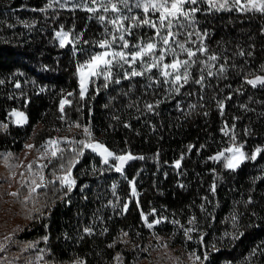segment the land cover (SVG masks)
<instances>
[{
	"label": "trees",
	"instance_id": "trees-1",
	"mask_svg": "<svg viewBox=\"0 0 264 264\" xmlns=\"http://www.w3.org/2000/svg\"><path fill=\"white\" fill-rule=\"evenodd\" d=\"M188 8L199 10L173 28L196 52L183 87L154 71L124 79L125 71L114 67L108 87L93 80L82 99L77 69L100 50V41L111 39L101 14L71 0L64 7L55 0H0V153H16L26 139L39 145L64 135L87 142L84 132L72 131L77 124L89 128L91 142L134 157L118 172L111 165L115 160L105 165L76 143L45 161L49 183L32 202L20 203L29 214L14 251L33 244L55 264H109L122 252L125 232L132 237L144 230L141 213L164 212L178 221L194 220L203 264H264V85L247 83L264 76V14L216 12L204 0ZM124 21L126 27L134 23ZM61 29L70 39L64 47L56 37ZM154 36L155 29L144 25L133 28L127 40L135 45ZM176 50L165 63L188 59ZM213 55L216 60L209 59ZM62 99L69 102L63 113ZM12 110L23 112L27 125L11 124ZM228 147L245 154L236 170L226 168L224 158L211 159ZM70 161L78 162L71 167L75 186L68 192L52 180L66 173Z\"/></svg>",
	"mask_w": 264,
	"mask_h": 264
},
{
	"label": "snow or ice",
	"instance_id": "snow-or-ice-1",
	"mask_svg": "<svg viewBox=\"0 0 264 264\" xmlns=\"http://www.w3.org/2000/svg\"><path fill=\"white\" fill-rule=\"evenodd\" d=\"M56 3H59L61 7L65 6V0H55ZM200 2V0H135L134 7L137 9H142L144 16L137 17L135 15L133 16H123L118 15L114 17L109 22L117 26L115 28V31L119 33V36H112V40L109 41L108 39H105L103 41L99 42V47L101 49H104V51L97 53L93 55L89 61L85 65H81L78 67L77 72L79 74L80 79V97L83 99L85 96V93L87 91V85L88 82L93 77H102L105 81L104 87H108V82L113 80V68L119 65L121 68L124 67V65H127L128 68H131L132 71L128 72L127 70L124 72V79H129L130 77H136L141 76L144 74V72H151L154 68H160L162 64V70L161 75L165 78L172 77L171 83L172 84H178L180 87H183V83H180L183 81L184 83L188 82L189 79V72L187 71V68L190 67V61L193 57L196 56V52L193 51L190 48L185 47V42H181L177 39V36L180 34L179 32H174L173 28L182 27V23L180 18L183 17L185 20L191 21L192 16L195 12H197L199 9L197 8H186V5H196ZM93 5L99 3L100 9L103 12H108L109 7L111 8V11L113 13H118L120 9L117 7L116 3H113L112 0H92ZM120 4H123L125 7H128L129 0H119ZM207 3L212 8L224 9L227 8L229 3H231L234 7H236L237 11H245V12H258L261 14H264V0H222L219 4H217V0H207ZM52 5L50 4L49 7ZM90 12H97L98 9L96 7H89L87 9ZM129 11H131V7H129ZM158 14V16L156 15ZM155 17V19H153ZM100 21H105V16L100 15L98 17ZM124 20H130L134 23L131 24L130 27H126L122 22ZM147 25L150 28L155 29V36L151 38L148 42H141L137 43L135 45H130L129 41L125 39V33L128 35L132 34V29L136 27H141ZM57 35L61 36L60 46L64 47L65 37L67 34H60ZM193 35L192 32L188 33V36L191 37ZM120 42L118 47L120 49H129V51H123V50H116L117 42ZM158 43L162 45V47L158 48ZM175 45L178 47L182 52L187 54L188 59L181 60L174 58L171 63H163L165 60L166 55L172 54L174 57L177 55L175 52V49L172 47V45ZM111 45V47H110ZM131 48H135V51H132ZM201 53L205 52L206 49L201 47L199 49ZM146 58H151V62L149 63ZM209 59L216 60V56H210ZM139 63L143 71L137 70L134 65ZM181 69H184L181 71ZM171 70V71H169ZM223 71V69H221ZM211 75V73H210ZM203 80V77L199 80H196V83H201ZM115 83L119 84L120 80L115 79ZM169 81L165 79V83H168ZM248 84H250L252 87H256L257 84L264 85V77L257 76L254 80H248ZM17 87H19V84H17ZM176 91H179V88L176 89ZM68 103L66 100L62 99L60 101V111L61 113L64 112V106ZM149 110L152 109V105H147ZM223 105L221 104V108ZM12 115L17 116L18 123L24 122L26 123V119L24 118L23 113L14 112ZM76 127H80L79 125H75ZM127 127V125H125ZM84 133L88 137V141L80 140H67L65 139V143L69 144H76L79 143L82 145L83 149H91L92 152L96 153L97 155L102 157V163L105 165L109 164V157H113V153L110 152L103 144L99 142H91V132L88 127H84ZM227 134V133H225ZM234 139V137H233ZM61 143L58 139H48L40 146V149H37L38 152H40V156L38 159L43 158V156L47 155L49 152L51 153L52 157H56L57 153L60 150L59 144ZM27 149H32L35 147V145H25ZM191 149V146H189ZM41 149L43 151H41ZM73 151L76 153L77 156H82L83 151L73 149ZM261 149H257L256 152L252 154V159H255L256 154L259 153ZM225 152L233 153L232 156L226 157L224 166L226 168L235 170L237 167H239V164L242 162V160L245 158L244 154L239 152V149H232L227 148L224 150V152L218 153L216 156L211 157L212 160L217 161L220 160L221 157L224 156ZM239 153V155H237ZM11 155V154H9ZM116 160L120 161L121 164L129 159H134L132 156H115ZM142 159V157H141ZM5 160L7 161V157H5ZM78 161H70L69 167L66 171V174L63 177H59L60 183L62 186L67 187V191L71 192L73 186L75 185V181L70 179L71 176V167L74 166V163ZM34 163V162H33ZM179 166V162H177V167ZM44 165H38V169H42ZM63 168V165L61 166ZM111 167V166H110ZM29 172H33V164H29L27 166ZM116 171H121L120 165L116 166ZM24 173H21V176H23ZM33 179H31L29 184V195L36 193L37 189L45 187L48 181L45 180V177L40 174L39 171L33 172ZM38 177V179H37ZM23 187V185H22ZM115 187V185L113 186ZM213 191H215V185H213ZM133 194H135V190L133 189ZM12 196H18V193L13 192L10 193ZM124 208L127 209V204L124 205ZM142 219L145 220L147 223V227L149 229H152L155 224L161 223V220L157 219L154 222H148L147 216L144 213H141ZM235 219V218H234ZM189 223H193L192 220L189 221ZM193 228H188L185 230V236L191 239L190 233L193 231ZM86 232H89L90 229H85ZM123 235L127 236L128 233H124ZM31 246V245H30ZM112 245H110L111 247ZM166 246V245H165ZM3 250V246H0V251ZM191 256L195 257V260H200V257L196 255L195 253H192ZM191 258V257H190ZM207 257H205L206 259ZM120 257L117 256V260H119ZM31 264V262H30Z\"/></svg>",
	"mask_w": 264,
	"mask_h": 264
},
{
	"label": "rangeland",
	"instance_id": "rangeland-1",
	"mask_svg": "<svg viewBox=\"0 0 264 264\" xmlns=\"http://www.w3.org/2000/svg\"><path fill=\"white\" fill-rule=\"evenodd\" d=\"M71 1H73L74 3L78 5L83 6L86 10L89 7H96L98 11L95 13H100L101 15L105 16L106 19L105 21H103L107 25V28L105 29V31L111 34V39L110 38L108 39L109 41L112 40L113 35L119 36V33L115 31V28L117 26L112 25L109 22L110 20H112L114 17L118 15L133 16L132 14H135V12L137 11L143 12L142 9H137L133 6L135 0H129L128 7H125L123 4H120L119 0H112V2L116 3L117 7L120 9L118 13H113L110 7H109L108 12H103L102 10H99L100 9L99 3L93 5L92 0H85V3H84V0H71ZM204 1L207 2V0H204ZM105 2H107V0H105ZM220 2H222V0H217V4H219ZM190 5L191 4L186 5L185 7L188 8ZM129 7H131V11H129ZM211 9L216 12L237 11L236 7H234L231 3H229L228 7L224 9L217 10V8H212V7ZM238 12H245V11H238ZM156 15L158 16V14ZM153 19H155V17H153ZM122 23H125V21H123ZM58 33L67 34V36L64 38L65 39L64 46H67L70 43V39H69L67 31L61 29L56 33L58 43L60 44L61 36L57 35ZM129 36L130 35L126 33L125 39L127 40ZM119 43L120 42L118 41L116 50L129 51V49H120L118 47ZM129 44L132 45L130 42ZM159 47H162V45L158 43V48ZM172 47L175 49V52L177 54L176 46L173 44ZM131 50L135 51L136 49L131 48ZM102 51H104V49L100 48V50L95 52L93 55L100 53ZM171 55L172 54H168L166 55V57L171 56ZM146 59L148 60L149 63L151 62V58H146ZM165 61L166 59L163 61V63H165ZM134 67L136 69H141L140 71H143V68L139 63L134 65ZM116 68H118L119 70H123V71H126V70L132 71V69L128 68L127 65H124L123 68L117 65ZM161 70H162V64L160 68H154L152 71H154L156 74L157 73L161 74ZM167 79H171V77H167ZM93 80L95 81L103 80V78L93 77L88 82L87 91L85 93V96L87 95L88 89L90 88V84L92 83ZM78 81H79V88H80L79 74H78ZM68 103H66L65 105H68ZM14 112L23 113L18 110H12L11 113L9 114L10 123L15 126H19V127H23L27 125L28 123L27 116L23 113L24 118L26 119V123L24 122L18 123L17 121L19 118L17 116L12 115V113ZM75 125L71 126L72 131L84 132L83 127L81 126L76 127ZM49 139L60 140L61 143L59 144V148L61 151L71 150L70 148L71 144L65 143L64 141L65 139L70 141L72 140V138L63 135V136H57V137H53ZM97 142L105 146V144L102 141H97ZM29 144L35 145V147L32 149H27L25 145H29ZM42 144L44 143L36 145L33 139H26L21 144L20 150L17 152L15 151L16 153L9 152V151H3L2 153H0V246H3V250L0 251V264H30V262L31 264H55L50 261H47L44 257V254L41 253L42 252L41 250L33 249L34 247L33 244H30L31 246L20 244L17 252L13 250V246L14 244H16L15 237L16 235L18 236L20 234L22 228L24 227L26 223L27 216L29 214V211L25 208H22L20 203H29L37 198L34 195L35 193L32 194L31 196L29 195L28 182H30L31 179L34 178L33 172L39 171L40 174L44 176L43 168L38 169L37 166L44 165L45 161L55 158V157H52L51 153L49 152L47 155L43 156V158L38 159L41 153L38 152L37 149H40V146ZM228 148H231V147H228ZM232 149L235 150L239 148H232ZM16 150L18 149L16 148ZM41 151L43 150L41 149ZM109 151L112 152L111 150ZM239 152L243 153L240 149H239ZM112 153H113V157H109V164L112 163V160H115L116 163L114 165L113 164L111 165L116 170L118 160H116L114 157L121 156V155H117L114 152ZM232 155L233 153L225 152L221 160H223V158L225 159L226 157H230ZM237 155H239V153H237ZM5 157H7V161L5 160ZM99 157L102 159L101 156ZM244 157H245V154H244ZM245 160L246 158L242 160V162L239 164V167L245 162ZM29 164H33V172L28 171L27 166ZM175 165L177 166V162ZM239 167H237L236 169H238ZM120 172H123V171H120ZM21 173H24V175L21 176ZM65 174L66 173L58 174V176L52 181L60 182L58 178L63 177ZM70 179L74 180L72 174L70 176ZM130 188H131V195L135 199H138L139 193L137 192V189L132 184V182H131ZM23 189L26 191V193L24 192L22 193ZM39 189H37V191ZM133 189L135 190V194H133ZM13 192L18 193V196L14 197L10 195V193H13ZM145 215L147 216L148 222H154L155 220L159 219L161 220V223L155 224L152 229H149L147 227V223L143 219L144 230L140 232L132 233V237H127L124 235L121 239L122 252L116 254L109 264H203L204 263V258L203 256L200 255L199 239L197 238V235L194 234L195 230H193L190 233L191 239L186 237L184 234L186 229L188 228L194 229V220L192 218H185V216H180V220L178 221L177 217H173L170 214L167 216H164V212L162 214L155 212L153 213L152 217L150 216V214H145ZM186 219H187V222L183 221ZM190 220H192L193 223H189ZM31 249H33V251H31ZM22 250H28V253L22 254ZM192 253H195L196 255H198L200 257V260L198 261L195 260V257L191 256ZM117 256L120 257L119 260H117ZM58 264H84V263L80 261L79 259H75L72 262L58 263Z\"/></svg>",
	"mask_w": 264,
	"mask_h": 264
},
{
	"label": "water",
	"instance_id": "water-1",
	"mask_svg": "<svg viewBox=\"0 0 264 264\" xmlns=\"http://www.w3.org/2000/svg\"><path fill=\"white\" fill-rule=\"evenodd\" d=\"M261 77H264V76H261ZM255 78H252L251 80H254ZM257 86H261L260 84H257ZM222 157L220 158V160H217V161H221ZM132 162V159H129V160H126L125 162H123L121 164L120 161H118L117 165H120L121 167V171H125L127 166L130 165V163Z\"/></svg>",
	"mask_w": 264,
	"mask_h": 264
}]
</instances>
